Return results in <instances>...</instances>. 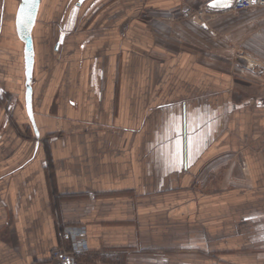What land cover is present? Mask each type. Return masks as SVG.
<instances>
[{
	"label": "crops",
	"instance_id": "0c3cea01",
	"mask_svg": "<svg viewBox=\"0 0 264 264\" xmlns=\"http://www.w3.org/2000/svg\"><path fill=\"white\" fill-rule=\"evenodd\" d=\"M0 0V264H264V8ZM175 117L178 128H169Z\"/></svg>",
	"mask_w": 264,
	"mask_h": 264
},
{
	"label": "water",
	"instance_id": "95a60500",
	"mask_svg": "<svg viewBox=\"0 0 264 264\" xmlns=\"http://www.w3.org/2000/svg\"><path fill=\"white\" fill-rule=\"evenodd\" d=\"M234 0H228L229 6ZM41 0H21V4L17 15V29L19 36L25 42V62H26V105L27 111L30 116L31 123L35 129L36 135L39 136V132L36 127L34 111H33V88L32 80L34 73V62H35V49L33 41V29L37 21L38 12L40 8ZM220 5L218 8L229 7ZM24 7L25 9L31 10V19H25L23 23L20 20V10Z\"/></svg>",
	"mask_w": 264,
	"mask_h": 264
},
{
	"label": "built area",
	"instance_id": "2783aa9c",
	"mask_svg": "<svg viewBox=\"0 0 264 264\" xmlns=\"http://www.w3.org/2000/svg\"><path fill=\"white\" fill-rule=\"evenodd\" d=\"M251 8H264V0H234L231 4V9L235 11ZM253 67L255 68L256 64ZM258 69L259 73L264 75V68ZM66 232L69 246L55 249L49 264H84L76 257L77 252L87 247L84 227H68Z\"/></svg>",
	"mask_w": 264,
	"mask_h": 264
},
{
	"label": "snow or ice",
	"instance_id": "6c2138e0",
	"mask_svg": "<svg viewBox=\"0 0 264 264\" xmlns=\"http://www.w3.org/2000/svg\"><path fill=\"white\" fill-rule=\"evenodd\" d=\"M220 5L229 6L228 0H210V7H217ZM20 20L21 23L24 22L25 19L30 20L31 19V10L25 9L24 7L20 10ZM175 117H172L171 121L169 122V128H178V125L175 124Z\"/></svg>",
	"mask_w": 264,
	"mask_h": 264
},
{
	"label": "rangeland",
	"instance_id": "374dc122",
	"mask_svg": "<svg viewBox=\"0 0 264 264\" xmlns=\"http://www.w3.org/2000/svg\"><path fill=\"white\" fill-rule=\"evenodd\" d=\"M249 65H250L251 67H253L254 64H253L252 62H250ZM256 68H259V67L256 66L255 69H256Z\"/></svg>",
	"mask_w": 264,
	"mask_h": 264
}]
</instances>
